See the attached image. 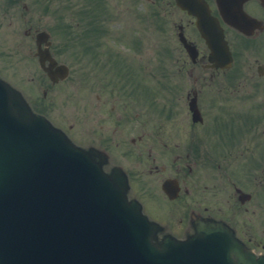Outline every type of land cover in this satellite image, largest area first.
<instances>
[{"label": "flooded vegetation", "instance_id": "af4514ba", "mask_svg": "<svg viewBox=\"0 0 264 264\" xmlns=\"http://www.w3.org/2000/svg\"><path fill=\"white\" fill-rule=\"evenodd\" d=\"M188 1L0 0V38L37 39L47 31L49 55L61 64L54 30L63 25L61 11L70 9L76 57L84 55L70 80L77 90L86 89L87 103L91 96L99 100L96 120L82 106L81 124L69 126L73 141L106 155L108 172H125L129 198L158 223L160 236L184 239L199 221H214L264 257V0L244 3L251 15L248 34L225 22L217 0H202L219 20L233 55L236 44L250 47L251 62L240 69L236 57L229 69L210 63L191 13L202 6ZM80 38H91L93 51L81 52ZM128 38L175 42L167 63L160 64L152 51L161 69L152 60L144 65L142 53L133 48L123 57L105 50L107 40ZM46 47L44 42V56ZM35 59L59 75L53 60ZM91 62L98 72L81 66ZM43 74L47 97L64 82L55 84Z\"/></svg>", "mask_w": 264, "mask_h": 264}, {"label": "water", "instance_id": "95a60500", "mask_svg": "<svg viewBox=\"0 0 264 264\" xmlns=\"http://www.w3.org/2000/svg\"><path fill=\"white\" fill-rule=\"evenodd\" d=\"M241 1L221 0L226 17ZM197 12L205 36L218 32ZM206 39L228 66L221 41ZM124 187L0 80V264H264L219 226L157 245Z\"/></svg>", "mask_w": 264, "mask_h": 264}, {"label": "rangeland", "instance_id": "374dc122", "mask_svg": "<svg viewBox=\"0 0 264 264\" xmlns=\"http://www.w3.org/2000/svg\"><path fill=\"white\" fill-rule=\"evenodd\" d=\"M143 3L148 4L145 1ZM71 13V10L64 9L63 11L64 22L65 24L71 25L72 30L65 29L64 35H58L57 46L58 50L62 52V60L68 63L72 69H75V67L78 66V62H82L80 57L84 55L80 54L79 58L76 57L75 41L73 38H69L68 33L75 30ZM47 20L49 21L50 17L43 18V24L48 23ZM174 39L175 38H158L157 52L161 60L160 64L163 62L167 63V57L171 53L175 42ZM83 40L84 39L81 38L79 41L81 52L86 50L87 43H84ZM152 42V38H145L147 47H145L142 52L144 65L148 64L150 66L151 60L154 62L153 65H159L155 62L157 55L152 52L154 51L152 50ZM109 44L112 45L113 43L109 42ZM119 46L120 45H116V47ZM239 47L237 49V63L235 67L237 69L246 68L251 62V49L248 45L242 46L241 48V43H239ZM123 49L124 48L121 46L120 50ZM30 50L35 51V42L32 38H0V74L5 80L15 82L16 88L23 93L25 99L31 104L32 108L44 113L47 119L55 126L63 129L65 128L70 138H72L73 132L69 130V126L72 124H81L79 119L83 115L82 106L83 112L87 115L90 112L89 116L96 120L98 118L97 110L99 107V100L91 96V100L87 103L88 95L85 91L86 89L81 88L82 90H77L71 80H68V82L62 86L49 90L47 92L48 96L45 97V77L39 68L33 69L32 62L34 63V61L30 57ZM84 66L88 68L91 67L97 72L99 71L97 66L93 65V62L85 64ZM22 78H24V81ZM32 78L34 79L33 83L30 81ZM115 81L120 82L119 79ZM86 122H90L89 119L86 120ZM107 163L104 164L105 168L108 165Z\"/></svg>", "mask_w": 264, "mask_h": 264}]
</instances>
